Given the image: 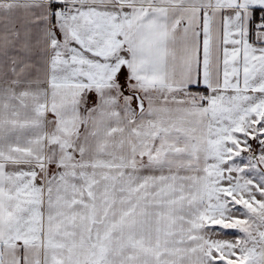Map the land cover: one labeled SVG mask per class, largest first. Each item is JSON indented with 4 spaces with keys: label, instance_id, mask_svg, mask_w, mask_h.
<instances>
[{
    "label": "snow or ice",
    "instance_id": "6c2138e0",
    "mask_svg": "<svg viewBox=\"0 0 264 264\" xmlns=\"http://www.w3.org/2000/svg\"><path fill=\"white\" fill-rule=\"evenodd\" d=\"M0 264H264V0H0Z\"/></svg>",
    "mask_w": 264,
    "mask_h": 264
},
{
    "label": "rangeland",
    "instance_id": "374dc122",
    "mask_svg": "<svg viewBox=\"0 0 264 264\" xmlns=\"http://www.w3.org/2000/svg\"><path fill=\"white\" fill-rule=\"evenodd\" d=\"M256 145L254 144V147H255Z\"/></svg>",
    "mask_w": 264,
    "mask_h": 264
}]
</instances>
